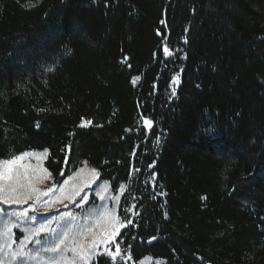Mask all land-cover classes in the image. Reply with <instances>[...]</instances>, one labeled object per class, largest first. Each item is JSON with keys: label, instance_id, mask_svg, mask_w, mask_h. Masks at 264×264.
Here are the masks:
<instances>
[{"label": "trees", "instance_id": "16d2710c", "mask_svg": "<svg viewBox=\"0 0 264 264\" xmlns=\"http://www.w3.org/2000/svg\"><path fill=\"white\" fill-rule=\"evenodd\" d=\"M45 148L126 184L134 260L264 264V0H0V159Z\"/></svg>", "mask_w": 264, "mask_h": 264}, {"label": "snow or ice", "instance_id": "6c2138e0", "mask_svg": "<svg viewBox=\"0 0 264 264\" xmlns=\"http://www.w3.org/2000/svg\"><path fill=\"white\" fill-rule=\"evenodd\" d=\"M24 6L35 7V4L29 2ZM161 23H165V21L162 20ZM157 34H160L159 31ZM166 41L167 38H165L163 52L166 57H170L174 53L169 49ZM185 43H187L186 38ZM124 59L127 60V57ZM128 66L131 67V65ZM138 80H140V76H134L131 82L135 86ZM172 82L173 84L178 82V74L172 77ZM153 87L155 88V84ZM175 94V88H173L172 95L175 96ZM141 119L145 130L150 132L154 121L143 115H141ZM92 123L90 119L85 121L81 118L79 127H86ZM126 131L131 130L127 129ZM70 135L72 134L70 133ZM154 143L159 145L160 136H156ZM65 149L70 152L71 145H66ZM48 155L49 149L45 148L39 153L24 151L12 155L8 159H0V205H28V207H19L10 212L6 211L4 207H0V264H29V262H35V264H92L93 259L98 255L108 256L111 264H120V262L127 264L128 261H131L133 257L130 250L125 252L119 243L115 244L114 251L110 247L115 237L120 234V229L133 223L126 217L122 218L118 213L117 206L120 202V195L111 197L114 202L111 208L106 204H101L99 207H86L89 195L84 193V189L95 183L100 173L96 168H91L89 170L91 179H84L81 176L85 172L84 167L68 175L62 183L57 184L53 181L52 187L42 191L37 185L50 178L52 174L40 163H30L29 158L35 157L37 161H40L47 159ZM136 155V148H133L131 156L135 157ZM68 159L69 157L66 155L65 163L68 162ZM83 164L87 165V161H84ZM154 164L155 161L148 167L152 168ZM134 171L139 172L140 169L135 168ZM60 175L61 177L65 175L63 169ZM132 175L133 170H130L129 178ZM151 176L154 181L156 173L153 172ZM109 188V183L105 181L96 191V196L101 201L108 199L102 193L107 192ZM116 191L125 193L126 184L121 183ZM160 194L165 195V193ZM201 199H207V197ZM29 201L32 203L29 204ZM64 201H68V203H64ZM37 204L46 210H54L56 214L51 217L35 214ZM58 204L62 205L65 210L61 211L55 207ZM69 205L73 209H80V211L68 210ZM135 207L132 205L125 211L134 215L138 214L133 212ZM164 216L167 219L166 212ZM54 222L57 225L55 228L51 227ZM19 228H22L24 235L17 240L14 238L13 230ZM155 239V236L150 238V240ZM30 244H33L34 247H30ZM13 245H16L14 249ZM101 246L104 247L103 252L100 251ZM140 264H144V261H141ZM156 264H161V261L157 260Z\"/></svg>", "mask_w": 264, "mask_h": 264}, {"label": "rangeland", "instance_id": "374dc122", "mask_svg": "<svg viewBox=\"0 0 264 264\" xmlns=\"http://www.w3.org/2000/svg\"><path fill=\"white\" fill-rule=\"evenodd\" d=\"M28 151H30V152L35 151V152L39 153V152H42L43 149H33V150H28ZM45 160L46 159L37 161L35 157L29 158V162L30 163H32V164L40 163L42 167H45L46 168V166H45ZM81 167H84L85 168V172L82 173L81 176L84 179L90 180L91 179V174H90V171L89 170L91 168H93V167H91L89 164H87V165L82 164L77 169H79ZM77 169H75V170H77ZM75 170H73L72 172H70L68 175H71ZM105 181H107L109 183L110 188H109V190L107 192L102 193V195H105L108 199H106L104 201H101L99 199V197L96 196L95 193L99 189L100 185L103 184ZM52 183H53V176L51 175L50 178H48V179L44 180L43 182L39 183L37 185V187H39L42 191H46L48 188L52 187ZM57 184H59V183H57ZM116 190L117 189H115L113 187V185L111 184L110 180L105 179V178H102L101 176H99L97 178V181L95 183H92L90 185V187H86L84 189V193H87L89 195V201L87 202L86 207H88V208L93 207V206L99 207L101 204H106L108 207L111 208L113 206V204H114V202L112 201L111 197L114 196V195H120V197H121V195H122V193H119ZM84 193H82V194H84ZM31 203H32V201H29V204H31ZM64 203H68V201H64ZM0 207H4L6 209V211H9L10 212V211H13V210H17L19 207H28V205L27 204L22 205V206H5V205H0ZM55 207L59 208L61 211H64L65 210L63 208V206L62 205H59V204L56 205ZM117 207H119V205ZM68 210L77 211V212L80 211V209H73L71 205H69V209ZM35 214H37V215L43 214L45 216L51 217L52 215H55L56 213H55L54 210H46L44 207H41L39 204H37L36 205V212H35ZM4 218H6V217H4ZM56 226L57 225L55 224V222L51 225V227H53V228H55ZM13 231L15 233V237L14 238H16L17 240L19 238H22L23 235H24L22 228L14 229ZM120 231H121V229H120ZM118 236L115 237L114 241L110 245V247L112 248L113 251H114V248H115V244L118 243L117 242ZM29 246L30 247H34L33 244H30ZM15 247H16V245H13V249ZM7 251H11V250H7ZM100 251L101 252L104 251V247L103 246H101ZM98 256H100V255H98ZM98 256H96L93 259L92 263L97 259ZM157 260L161 261V263H162V259L161 258H153L151 256H147V257H145V258H143L141 260H138V261L132 259L131 261H128L127 264H140L141 261H144V264H156V261ZM29 264H35V262H29Z\"/></svg>", "mask_w": 264, "mask_h": 264}]
</instances>
